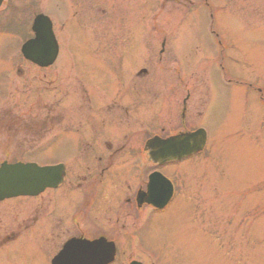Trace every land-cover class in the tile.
<instances>
[{"label":"flooded vegetation","instance_id":"flooded-vegetation-1","mask_svg":"<svg viewBox=\"0 0 264 264\" xmlns=\"http://www.w3.org/2000/svg\"><path fill=\"white\" fill-rule=\"evenodd\" d=\"M124 1H50L62 17L61 24L65 21L70 29L82 31L77 34L82 35L80 42L87 58L126 64L129 69L124 80L118 72L108 86L102 85V79L99 87L74 72L56 68L57 64L47 68L30 64L29 68L37 71L32 77L20 73V79L26 78L19 87L34 83L31 90H35V99L27 106L10 105L1 110L0 166L62 163L65 176L58 187L45 188L37 195L0 200V264H72V253L76 252L75 260H79L88 251L89 259L91 248L98 258L112 248L114 258L108 264H161L156 249L144 243V234L156 226L166 242L172 234L165 225L175 219L187 220L189 228L172 235L174 240L191 236L197 249L205 236L213 237L214 242L218 236L231 241L233 229L218 226L213 209L211 221L205 222L207 211L197 188L194 203H155L153 196L150 198V175L158 172L169 176V168L167 163L150 161L146 141L193 131L191 104L194 102L198 109L201 97L186 91L180 70L165 77V67L177 63L172 51L183 53L187 46L167 49L171 24L163 19L161 23H145L156 20L152 18L153 0ZM165 2L175 4L178 15L183 9L186 15L194 6L189 0ZM202 3L212 20L210 1ZM213 26L211 22L210 33L222 48L223 61L226 47L217 39ZM147 28L156 39H147ZM205 49L217 57L216 47ZM169 86L176 88L178 94L173 96L180 98L176 112L170 107ZM182 108L186 113L180 117ZM59 146L70 154V160L57 159ZM171 177L180 190L187 176L179 173ZM200 177L198 173L196 181ZM161 246L164 248L163 241ZM66 248V257L58 259Z\"/></svg>","mask_w":264,"mask_h":264},{"label":"rangeland","instance_id":"rangeland-1","mask_svg":"<svg viewBox=\"0 0 264 264\" xmlns=\"http://www.w3.org/2000/svg\"><path fill=\"white\" fill-rule=\"evenodd\" d=\"M50 1L8 0L11 3V11H6L7 9L4 7L5 0L3 7L0 8V23H4L7 15L13 11L17 12V14L20 13V16L12 14L8 17L6 24L0 25V90H8V79L2 77L6 71L9 72L14 66L12 71L14 75H9L12 92L8 96L5 95L3 101L0 99L1 106L17 104L19 106H27L34 102L32 100L35 95L31 92V88L35 86L34 83L32 87L27 84L23 88L25 89L24 91L18 85L22 79L26 78L20 79L21 77L26 76V74L32 77L37 71L23 63L17 48L14 49L18 46L17 40L21 38L18 36L22 35L24 31V27L17 28V26L24 12L31 10L27 14L29 17L26 16L29 23V18L33 13L39 10H47L51 6ZM224 1L217 0L218 3ZM30 3H32V7L29 6ZM216 6L214 5V8ZM218 8V11L215 9L217 33L224 40H228L231 46L229 54L232 59L231 62L227 61L229 77L234 81H250L264 93V0H229V6L225 9L223 8V12L220 11L222 9L219 4ZM163 10H165V7ZM155 13L159 14L158 17L160 19L165 16V22L171 20V23L180 24V18L176 19L175 14L172 12L167 14L165 11H155ZM51 14L55 16V14ZM190 16L191 14L187 18ZM209 26L207 11L201 9V14L196 16V21L191 24L189 32L185 31L190 34V39H181L180 41L181 45H186L188 48L197 44L194 61L179 60L181 65L192 66L195 69V72L190 74V80L187 81L186 79V91H190L192 95L200 94L202 97L200 98L201 102L198 109H195L194 102L191 104L190 125H193V127L206 125L211 137L210 144L205 149V152L198 157L199 159H195V162H188L185 165L181 163L177 166L169 167L167 173L170 176H177L181 170L193 175L194 172L190 171L189 168H194L195 166L201 168L203 173L201 174L200 183L191 181L190 188L186 184L188 180V177H186L181 192H179L173 203H194L193 189H198L200 186L206 203L205 206L206 208L210 206L207 210H211L216 206V212L219 216L224 219H233V216L234 218H238L239 215L242 216L249 206L251 216L254 218L250 220L248 227L243 225L240 229H237L231 238L233 240L232 248L228 249L210 244V241L204 237L200 239L199 249L195 247L194 239L191 236H187L188 238L186 239L182 238V240H179L180 238L174 240L172 235L182 233L189 228L185 219H175L165 225L167 232L173 233L166 242L164 233H159V231L155 230L156 226H153V230L149 231L148 234H144L143 241L156 249L155 255L161 260V264L166 262L169 255L171 264H175V262H178V264H264V211L261 217H259L260 210L259 212H253L257 209L254 207L257 203H261L264 208V121L260 122L259 126L255 125L253 127V121L256 120L254 109L257 111V118L260 119L262 117L256 106H254V102L252 101L250 104V95L244 90H236L234 88L216 89V87L211 85L210 80L207 79V74L212 75L213 79L219 77L217 64L205 57L203 53V50L206 51V45H213L211 36L208 33ZM74 33V31L71 34L67 33L69 41L63 44L64 48L60 60V68H63V71L74 72L83 81L86 79L89 84L98 87L101 85L100 81L102 79H104V84L102 85L108 86L109 81L118 72L121 73L122 80L127 77L126 72L129 68L126 64L107 63L96 58H87L88 56L85 54L80 42L83 39L82 35ZM10 43L15 46H9ZM12 54L18 57L17 62L10 65L8 56ZM173 54L178 55L174 52ZM20 73L24 75L22 76ZM168 89H171L170 97L172 102H170V107L172 108L173 106L176 112L180 106V98L173 96L178 94L174 86H169ZM215 94L217 101L213 100ZM32 106L35 105L33 104ZM200 111L203 115L198 117L197 115ZM169 122L176 124L177 120L169 118ZM165 124H167V118H165ZM174 124H171L170 127ZM216 149L221 152L222 157H225V160L221 163V168L224 170L225 175L221 177H219V173L214 176V171L211 170L214 167L212 159ZM57 159L70 160V154L59 146ZM206 169L209 171H206ZM205 173L207 174V179L204 181ZM228 174L229 176L227 177ZM260 175V181L252 184ZM246 177L250 179L248 194L243 195V198L240 197L239 203H233L231 194L233 196L237 194L235 189H241ZM211 181L214 186L216 185L220 188L217 197L211 198L209 196L210 188L212 187ZM257 215L258 217H256ZM162 241L164 242V248L161 246ZM176 243L178 248L168 254L169 248L173 249Z\"/></svg>","mask_w":264,"mask_h":264},{"label":"water","instance_id":"water-1","mask_svg":"<svg viewBox=\"0 0 264 264\" xmlns=\"http://www.w3.org/2000/svg\"><path fill=\"white\" fill-rule=\"evenodd\" d=\"M2 0H0V4H1ZM25 48V54H27L28 56H35V42H28L26 44V46H24ZM23 48V49H24ZM205 143V135L203 132L198 131L192 135L189 136H184L183 138H181V145H182V150L180 154L185 155V154H191L193 152H196L198 150H201L203 148V145ZM174 148L177 150L178 148V143L175 142L173 143ZM166 144L163 143V145H160L161 151L164 150ZM173 150V149H172ZM1 197V196H0Z\"/></svg>","mask_w":264,"mask_h":264}]
</instances>
